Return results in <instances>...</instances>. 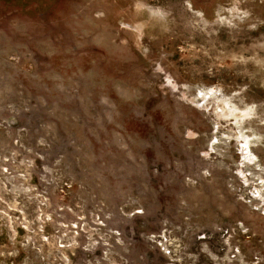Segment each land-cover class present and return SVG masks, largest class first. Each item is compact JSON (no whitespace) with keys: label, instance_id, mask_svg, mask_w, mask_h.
Listing matches in <instances>:
<instances>
[{"label":"rangeland","instance_id":"rangeland-1","mask_svg":"<svg viewBox=\"0 0 264 264\" xmlns=\"http://www.w3.org/2000/svg\"><path fill=\"white\" fill-rule=\"evenodd\" d=\"M0 264H264V0H0Z\"/></svg>","mask_w":264,"mask_h":264}]
</instances>
